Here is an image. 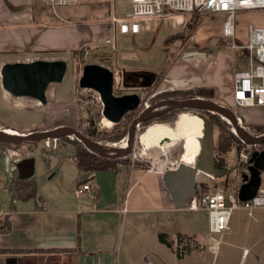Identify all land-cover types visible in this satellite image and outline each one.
Here are the masks:
<instances>
[{
    "label": "crops",
    "instance_id": "1",
    "mask_svg": "<svg viewBox=\"0 0 264 264\" xmlns=\"http://www.w3.org/2000/svg\"><path fill=\"white\" fill-rule=\"evenodd\" d=\"M43 1L46 4L45 0H0V96L6 102L26 97L16 98L2 87L1 70L5 64L64 60L70 65V61H76L78 57L73 52L81 50H84L83 58L86 50L97 53L108 48L110 54H116L117 46L113 51L105 44L112 34L116 44L118 35L109 20L108 24L106 19L102 20L105 22L103 27H89V18L84 16L70 18L60 15V18H56ZM112 15L114 13L108 15L109 18ZM221 41L227 44L226 40ZM223 49L217 52L219 57L224 56L227 50ZM234 52L227 53L225 59L228 67L224 73L217 72L210 81H203L193 72L181 73L176 77L174 69L180 64H172L161 75L154 76L159 78L161 92L207 87L214 88L218 98L224 100L223 97L232 93L235 73L249 67L248 59L242 54L238 58ZM204 56L208 60L213 55L206 53ZM209 68L206 65L204 72L207 73ZM171 71L172 75H166ZM250 124L264 125L260 122ZM233 151L238 154L237 150ZM8 155L6 148L0 145V264H6L10 257H15L17 264L203 263L206 252L193 251L188 242L183 256H178L175 251V247L179 246V237L197 233L185 231V217H180L178 222L172 220L170 214L196 210L187 206L176 208L162 205L156 194L163 185V177L135 169L126 163L118 164L110 171L85 172L77 168L76 181L60 186L56 195L47 194L45 198L37 195L36 190L33 198H14L10 201L6 193L15 196L10 188L13 186L11 177L15 175L19 178V173L18 163L14 165L10 162ZM6 166L11 169L7 170ZM87 183L92 186L91 191L82 190ZM240 188L236 187L238 192ZM6 228L9 230L6 231ZM205 230L204 233L208 232V218ZM161 234L167 236L173 248L159 240ZM206 245L208 253L215 256L217 253L209 250L207 242ZM246 257V253L242 255L240 264Z\"/></svg>",
    "mask_w": 264,
    "mask_h": 264
},
{
    "label": "rangeland",
    "instance_id": "2",
    "mask_svg": "<svg viewBox=\"0 0 264 264\" xmlns=\"http://www.w3.org/2000/svg\"><path fill=\"white\" fill-rule=\"evenodd\" d=\"M44 5L50 10L47 4L44 3ZM109 5H112L110 11ZM130 8L129 0H88V2L79 0L78 5L61 7L57 11L63 17L76 16L78 18L84 16V18H89V22H87L89 27L95 25L103 27L105 22L108 24V15L114 13L117 17H125ZM103 19H106L104 23L102 22ZM222 20L221 16L202 15L187 18L180 27H173L172 24L165 22H156L150 26V30L134 34H126L119 29L116 38V54H110L108 48L104 52L99 51L97 53L90 50L88 56H84V58L81 56L76 61L71 60L64 81L49 86L46 105L29 98L11 99V102H6L0 96V127L3 126L5 129L14 132L29 133L52 130L59 126H69L81 133L95 131L100 136L99 143L102 145L112 148L122 147L128 139L127 132L131 122L139 116L147 105L151 106L153 98L161 92V87L158 86L159 78L154 76L155 74L161 75L172 64L175 66L180 64L174 69L176 77L181 73L193 72L197 73L203 81H210L217 75V72H219L218 74L224 73L228 67L225 58L228 51L232 52L233 50L228 46L230 42L227 41L225 44L224 41H221L223 39L221 37ZM249 23L264 26V12L246 13L237 18L236 26L239 38L246 39L245 33ZM223 47L228 51L226 50L224 56L219 57L217 52L224 50ZM206 53H212L215 57L212 56L207 60L204 56ZM234 53L239 58L240 53L238 51ZM89 64H99L114 72V94L116 96L142 91L139 94L142 100L140 108L136 112L128 113L118 124L106 127L103 123V103L99 94L94 90L82 89L79 86L83 68ZM228 64L231 65L229 61ZM206 65L210 67L207 73L204 72ZM172 72H168L166 75H172ZM214 97L215 101L232 109L237 117L242 119L243 125L251 122L264 124V108H236L233 92L223 97L224 100L218 98L216 94ZM14 100L20 101V104L15 103ZM155 102L157 103V101ZM185 112L194 111L178 112L169 122L157 120L138 127L133 152L127 158H123L122 162L158 177H163L165 171L176 168L183 154L182 141L172 145L164 142V147L144 150L140 136L149 126L159 123H172ZM201 116L204 120L205 117ZM121 133H124L123 137L110 142L113 137ZM217 136L218 131L215 129L216 152ZM78 142L74 137L65 139L63 137L62 139L42 141L35 145L22 144L17 148L1 146L9 152V161L14 165L34 157L35 173L32 179L36 185L37 195L45 197L47 194L56 195L60 190L59 187L63 184L67 186L76 181L75 174L78 169L72 158L82 145ZM251 150L253 153L257 151L256 148ZM224 157L227 166L216 167V175L198 171L197 184H206L213 191L218 185L233 189L249 181L246 168L239 165L238 154L234 151L228 152ZM165 163L167 166L161 167ZM10 169L7 168V170ZM6 177L9 180L7 173ZM16 177L15 175L11 177V185L13 183L18 184L19 178ZM6 194L10 201L16 199L13 195L12 198L10 193ZM32 201L34 202V199ZM197 210L176 211L170 216L172 220L178 222L181 220L180 217H185V231H193V233L198 234L185 236H187L186 240L193 251L206 252L202 264H240L242 255L245 253L247 257L243 264H264V209L255 210L252 216H249L248 212L241 206L236 209L233 212L229 230L224 233L215 256L208 253L206 245L207 232L204 233V231L207 229V212L200 208Z\"/></svg>",
    "mask_w": 264,
    "mask_h": 264
},
{
    "label": "water",
    "instance_id": "3",
    "mask_svg": "<svg viewBox=\"0 0 264 264\" xmlns=\"http://www.w3.org/2000/svg\"><path fill=\"white\" fill-rule=\"evenodd\" d=\"M68 65L64 60H37L30 63H9L1 70L2 87L16 98H31L42 105L47 104V90L51 84L62 83ZM114 72L99 64H89L83 69L79 86L82 89L94 90L103 103L104 118L114 125L118 124L128 113L136 112L141 104V97L134 94L116 96L114 94ZM178 110L207 111L219 115L230 123L239 139L249 145L264 144L263 136H253L243 126L234 111L218 104L214 100L203 98L168 99L146 107L130 124L128 139L122 147L112 148L88 138L80 131L69 126H59L52 130L29 133L9 134L7 129L0 128V142L11 145L40 143L46 140H56L63 137H75L91 153L108 159H123L133 152L136 129L145 122H151L162 116ZM214 124L209 118H204L203 148L198 158L197 166H179L169 169L163 174V185L157 190V200L165 206L182 208L187 202L177 203V195L197 190V173L203 171L215 174V140ZM249 168L250 179L239 190L240 201L253 199L261 184V172L264 170V152L254 154ZM34 158H28L17 164L19 178L28 180L34 174ZM6 264H17L15 257L7 258Z\"/></svg>",
    "mask_w": 264,
    "mask_h": 264
},
{
    "label": "built area",
    "instance_id": "4",
    "mask_svg": "<svg viewBox=\"0 0 264 264\" xmlns=\"http://www.w3.org/2000/svg\"><path fill=\"white\" fill-rule=\"evenodd\" d=\"M52 14L60 18L58 8L77 5L79 0H45ZM130 11L125 17L112 15L109 23L116 30H123L126 34L139 33L150 30V26L156 22L172 24L180 27L191 16L214 15L221 16V37L229 43V48L238 51L248 59L249 67L246 70L235 73L232 92L236 108L252 109L264 108V26L249 23L246 28V39L240 40L237 32L236 21L242 14L264 12V0H129ZM114 34L105 40V44L111 50H116L113 39ZM90 50L84 55L88 56ZM148 107V105L146 106ZM239 124L247 131L248 128ZM140 127V126H139ZM233 130V129H232ZM235 133V131L233 130ZM236 134V133H235ZM263 136V135H260ZM242 142V141H241ZM256 148V152H251ZM264 152V144L249 145L242 142L239 150V164L246 168L250 177L249 168L254 154ZM178 167V166H177ZM83 191H91L92 186L87 183L82 187ZM237 190H230L224 185H218L213 191L202 195L198 199L194 196L193 203L187 208H198L207 212L208 232L207 243L212 253H217L223 240L224 233L229 230L233 212L240 206L248 212L249 216L257 209H264V170L261 172V184L256 196L246 202L240 201ZM182 254L186 252L183 245L176 246Z\"/></svg>",
    "mask_w": 264,
    "mask_h": 264
},
{
    "label": "trees",
    "instance_id": "5",
    "mask_svg": "<svg viewBox=\"0 0 264 264\" xmlns=\"http://www.w3.org/2000/svg\"><path fill=\"white\" fill-rule=\"evenodd\" d=\"M109 9H110V5H109ZM82 52H84V50L75 51L73 52V54L75 57L78 55V57H76L77 59V58H81ZM215 94L216 93H215L214 88H207V87H198V88L186 90V91L161 92L153 98L152 104H156L155 101L159 102V101L168 100V99L185 100V99H192V98H203V99L215 101V97H214ZM217 103L222 105L220 102H217ZM182 111H187V110L173 111L153 121L159 120L161 122H169L174 117V115ZM194 112H198L199 114L203 115L205 118H209L213 122L215 129L218 131L217 152L215 151V160H216L215 166L219 168L227 166L224 155L227 154L228 152L233 151L234 149L237 150V153H239V150L242 146L241 140L233 132L232 130L233 128L230 125V123L227 122L222 117H220L219 115L211 113V112H207V111H200V110H194ZM148 123L149 122H145L141 125H147ZM245 126L248 128L249 132L254 136L264 135V125L247 124ZM0 128L5 129L3 126ZM7 130L9 132H14V131H10V129H7ZM87 133L82 132V134H85L88 138L92 140H95L98 142L99 140H101L100 136L95 131H92V132L87 131ZM123 135L124 133H121L118 136L113 137L112 140L111 141L109 140V141L110 142L117 141L121 137H123ZM65 138H69V137H64V139ZM78 143L82 144L81 142H78ZM28 144L35 145L38 143H28ZM0 145H5L8 147H13V148H17L20 146V145H11L7 143H0ZM72 159L75 161L77 168L80 171H85V172L110 171V170H114L118 164L124 163L122 162L123 161L122 159H108V158L100 157L96 154L89 152L82 145L81 147L77 149L76 154L73 156ZM197 185L198 186H197L196 195L198 199H200L202 195H205L206 193L211 191L210 187L206 186V184H197ZM10 188H11L12 193L19 200H26L29 198H33L36 193V185L33 179H29V180L19 179L18 184L13 183V186H10ZM232 190L238 191V189L236 188H233ZM8 230L9 228H6V231ZM186 239H187V236H184V238L182 236L179 237L178 245L180 246L182 244L184 247V250L188 248V244H186L187 243ZM159 240L162 243L166 244L168 247L173 248L172 242L168 240L166 235L164 234L159 235ZM184 241H186L185 245H184ZM175 251L178 256H183L179 250L175 249Z\"/></svg>",
    "mask_w": 264,
    "mask_h": 264
},
{
    "label": "bare ground",
    "instance_id": "6",
    "mask_svg": "<svg viewBox=\"0 0 264 264\" xmlns=\"http://www.w3.org/2000/svg\"><path fill=\"white\" fill-rule=\"evenodd\" d=\"M103 123L106 127H111L113 125V123L106 118L103 119ZM203 132L204 120L202 116L194 112H185L179 115L172 123H159L149 126L140 136V142L144 150H148L153 147H164V142H168L166 144L172 145L178 141H182L183 154L177 166H197L198 158L203 148ZM9 134H17V132H9ZM125 144L126 143L122 146ZM164 165H166V163L162 164L161 167ZM177 200V203L183 201L187 202L189 205L190 202L193 203L194 200L193 192L180 193L177 195Z\"/></svg>",
    "mask_w": 264,
    "mask_h": 264
},
{
    "label": "flooded vegetation",
    "instance_id": "7",
    "mask_svg": "<svg viewBox=\"0 0 264 264\" xmlns=\"http://www.w3.org/2000/svg\"><path fill=\"white\" fill-rule=\"evenodd\" d=\"M139 77H141V76H139ZM144 89H145V88H144ZM144 89H143V90H144ZM133 93H135V92H133ZM133 93H131V94H133ZM140 93H142V91H136V94L139 95ZM156 95H157V94H156ZM153 97H154V96H153ZM151 105H152V104H151ZM153 105H154V104H153ZM70 138H73V137H70ZM74 138H75V137H74Z\"/></svg>",
    "mask_w": 264,
    "mask_h": 264
}]
</instances>
